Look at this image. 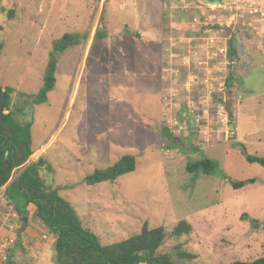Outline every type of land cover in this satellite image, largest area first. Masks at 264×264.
I'll return each mask as SVG.
<instances>
[{
	"label": "rangeland",
	"instance_id": "rangeland-1",
	"mask_svg": "<svg viewBox=\"0 0 264 264\" xmlns=\"http://www.w3.org/2000/svg\"><path fill=\"white\" fill-rule=\"evenodd\" d=\"M206 3L0 0V87L13 88L11 107L31 123L26 164L38 162L45 184L60 186L102 244L139 233L144 221L164 227L157 253L175 264H231L264 254V167L233 146L264 157V21L255 25L257 34L223 35L228 46L234 37L230 57L207 49V40H193L202 27L193 25L195 16L221 36L220 15ZM102 5L108 36L99 40ZM65 32L87 37L59 56L54 88L46 101H34L52 43ZM125 154L135 157L134 171L113 182H83ZM202 157L216 162L215 171L186 170ZM251 178L238 189L231 184ZM2 205L20 233L23 219L5 199ZM32 210L27 220L50 234ZM182 219L191 232L172 236ZM252 219L263 224L254 228ZM177 245L193 258L177 256Z\"/></svg>",
	"mask_w": 264,
	"mask_h": 264
},
{
	"label": "trees",
	"instance_id": "trees-1",
	"mask_svg": "<svg viewBox=\"0 0 264 264\" xmlns=\"http://www.w3.org/2000/svg\"><path fill=\"white\" fill-rule=\"evenodd\" d=\"M205 1L216 3L220 0ZM107 32L105 6L102 5L94 38L103 40L107 38ZM86 37V32H65L60 38L53 41L45 67L43 85L35 95L34 101L44 102L47 100V94L55 85V69L59 56L69 47L83 43ZM233 42L234 37L231 36L227 48L230 57L236 54V46ZM1 49L2 43L0 42V52ZM230 80L231 78L228 77L227 86H230ZM3 90L6 101L0 125V188L5 186L3 198L11 205L13 213L17 214L18 218L27 217L30 207L33 206V217L41 220L54 234L52 243L54 264H175L168 254L157 253L166 237V230L162 226L149 227L147 221H144L139 233L111 244H102L96 233L83 226L75 208L59 194L60 186L52 187L45 184L39 171L41 167L38 162L26 164L33 154L31 123L19 120L11 107L13 88L6 86ZM233 146L238 147L247 162L264 167V157L245 153V147L241 144L236 143ZM135 166V157L125 154L112 165L95 169L92 173L87 174L83 178V182L89 186L106 181L113 182L119 176L134 171ZM19 168H22L19 177L14 176L11 179L15 170ZM216 168V162L207 157L186 164V170L194 174H210ZM254 181L255 179L251 178L231 182V184L233 188L238 189ZM260 223L262 222L251 220V225L254 228L258 227ZM191 230L192 226L182 219L172 227L170 234L180 237L189 234ZM20 237V233H17V239ZM16 244H19L18 241ZM176 250V254L180 258H193L192 253L180 250L179 245L176 246ZM231 264H264V254L254 260H238Z\"/></svg>",
	"mask_w": 264,
	"mask_h": 264
},
{
	"label": "built area",
	"instance_id": "built-area-1",
	"mask_svg": "<svg viewBox=\"0 0 264 264\" xmlns=\"http://www.w3.org/2000/svg\"><path fill=\"white\" fill-rule=\"evenodd\" d=\"M206 4H208L207 6L213 13L216 10V13L220 15L217 22L221 29V36L217 37V35H214L217 31H213L212 25L195 16L192 18L193 25L202 24V27L194 30L195 36L193 40H207L205 47L207 49L217 48L220 53L225 52L228 48V39L223 36L225 33L257 34V26L255 25L264 21V0H220L216 3L208 2ZM212 33L213 35L210 36ZM16 243V237H4L0 241V264H8V252Z\"/></svg>",
	"mask_w": 264,
	"mask_h": 264
},
{
	"label": "crops",
	"instance_id": "crops-1",
	"mask_svg": "<svg viewBox=\"0 0 264 264\" xmlns=\"http://www.w3.org/2000/svg\"><path fill=\"white\" fill-rule=\"evenodd\" d=\"M21 169L22 168L16 169L15 175L19 174ZM4 189L5 186L0 188V209L3 207L2 200H4ZM31 207L34 210V207ZM33 210L31 218H33ZM27 218L28 216L26 219L23 218L24 225L21 226L19 231L21 237L17 239L16 228H20V225L13 218L7 220L5 214L0 210V241L4 237H16L19 243L9 250L8 263L15 264L16 261L17 263L19 262V264H53L51 259L52 253L48 251V248H52V243L54 241L53 233H46L41 226L32 222L31 219L27 220Z\"/></svg>",
	"mask_w": 264,
	"mask_h": 264
},
{
	"label": "water",
	"instance_id": "water-1",
	"mask_svg": "<svg viewBox=\"0 0 264 264\" xmlns=\"http://www.w3.org/2000/svg\"><path fill=\"white\" fill-rule=\"evenodd\" d=\"M139 36V34L137 35ZM6 101V95L4 93V90L0 87V125L2 123V113H3V106ZM16 177H19V174L16 175ZM26 219V217H24Z\"/></svg>",
	"mask_w": 264,
	"mask_h": 264
}]
</instances>
